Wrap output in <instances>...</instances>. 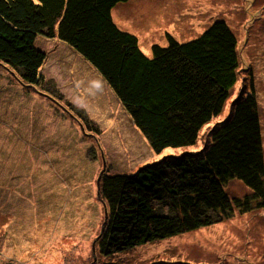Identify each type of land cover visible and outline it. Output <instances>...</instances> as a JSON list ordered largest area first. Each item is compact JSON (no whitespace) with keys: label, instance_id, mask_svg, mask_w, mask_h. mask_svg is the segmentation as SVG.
Masks as SVG:
<instances>
[{"label":"rangeland","instance_id":"1","mask_svg":"<svg viewBox=\"0 0 264 264\" xmlns=\"http://www.w3.org/2000/svg\"><path fill=\"white\" fill-rule=\"evenodd\" d=\"M112 13L147 54L153 43L167 44L168 33L185 41L225 19L238 38L239 80L223 113L202 132L228 116L231 100L248 89L251 70L264 136V0H127ZM37 41L49 53L43 73L56 90L27 86L0 64V264H264V206L103 254L98 238L108 206L99 182L105 169L132 173L203 142L154 151L82 55L58 38ZM227 189L233 197L252 195L238 179Z\"/></svg>","mask_w":264,"mask_h":264},{"label":"trees","instance_id":"2","mask_svg":"<svg viewBox=\"0 0 264 264\" xmlns=\"http://www.w3.org/2000/svg\"><path fill=\"white\" fill-rule=\"evenodd\" d=\"M125 1L0 0V64L24 84L56 86L43 73L49 53L37 40L58 38L101 74L154 151L203 142L132 173L105 169L99 185L108 218L98 240L108 256L264 206V136L251 70L228 116L202 132L223 113L239 80L234 30L217 19L189 40L168 33L167 44L155 42L147 54L113 18ZM234 179L252 195H230Z\"/></svg>","mask_w":264,"mask_h":264},{"label":"bare ground","instance_id":"3","mask_svg":"<svg viewBox=\"0 0 264 264\" xmlns=\"http://www.w3.org/2000/svg\"><path fill=\"white\" fill-rule=\"evenodd\" d=\"M206 3L208 4V0H206ZM37 133H38V132H37ZM37 137H39V136H37ZM42 137H44V136H41V138H42ZM105 168H106V167H105Z\"/></svg>","mask_w":264,"mask_h":264}]
</instances>
